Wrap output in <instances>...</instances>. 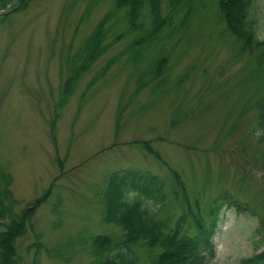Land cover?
<instances>
[{
	"label": "rangeland",
	"instance_id": "1",
	"mask_svg": "<svg viewBox=\"0 0 264 264\" xmlns=\"http://www.w3.org/2000/svg\"><path fill=\"white\" fill-rule=\"evenodd\" d=\"M161 6L167 12L168 0ZM181 12L142 44L147 6L135 31L114 0H32L0 17V165L19 208L47 194L15 241L19 264H95L96 235L122 238L103 220L109 177L122 169L164 180L157 218L169 226L187 207L209 220L221 193L240 202L244 211L224 203L218 212L207 264H242L264 249V139L254 135L264 47L242 49L219 22L217 0H196L182 25ZM253 12L256 21L258 0ZM101 21L107 44L81 70ZM130 248L135 264L160 251Z\"/></svg>",
	"mask_w": 264,
	"mask_h": 264
},
{
	"label": "trees",
	"instance_id": "2",
	"mask_svg": "<svg viewBox=\"0 0 264 264\" xmlns=\"http://www.w3.org/2000/svg\"><path fill=\"white\" fill-rule=\"evenodd\" d=\"M30 1L32 0H0V10L11 5L9 10L0 13V17L25 8ZM255 1L217 0L219 22L235 40L241 43V48L248 49L249 52L264 47V43L254 39L252 31L256 22L253 12ZM195 2L196 0H168L169 10L164 13L161 0H114L116 8L124 10L130 31L143 29L141 18L147 6L152 28L145 33L147 39L145 35L136 39L137 44L148 43L153 40V36L162 33L164 28H171L176 12L182 11L181 25L184 24L193 12ZM250 13L253 19L246 24L245 21ZM107 36L104 21H101L84 43L82 56L83 59L86 57L85 64L80 66L81 70L85 69L89 62L102 52L104 44H107L104 43ZM160 62H166V58H161ZM79 73L80 70H74L72 79H76ZM68 86V83L64 86L65 97L70 92L66 89ZM257 127L264 128V108H259ZM141 145L153 152L149 142L141 141ZM172 173L177 179L176 172ZM12 183V174L0 165V264H19L15 241L26 232L37 208L47 197L45 194L19 208V201L14 197L11 189ZM124 185L139 188L148 196L156 197L161 202L166 196L165 182L157 174L137 169H122L113 172L103 196V220L120 227L122 238L116 240L108 234L96 235L93 238L92 249L95 264H135L136 256L130 245L138 242H142L149 249L160 248V251L151 257L147 264H207L215 254L213 235L217 214L222 205L225 203L226 207L232 206L238 211L245 210L238 200L233 199L227 193H221L208 210L209 220H205L199 214H194L195 212L187 207L169 226L166 221L157 218V214L148 216L138 213L136 209L121 211L117 201L121 187ZM120 247L128 249L127 256L113 254L114 250ZM242 264H264V249L243 259Z\"/></svg>",
	"mask_w": 264,
	"mask_h": 264
},
{
	"label": "clouds",
	"instance_id": "3",
	"mask_svg": "<svg viewBox=\"0 0 264 264\" xmlns=\"http://www.w3.org/2000/svg\"><path fill=\"white\" fill-rule=\"evenodd\" d=\"M260 15L256 19L255 25L252 28L254 39L257 42L264 43V0H258ZM253 16L250 13L247 20L245 21L248 24L252 21ZM257 139L264 138V128L257 127L255 133ZM117 203L121 207V211L126 212L130 209H136L140 214H147L148 216L156 215L161 207L162 202L153 196H148L139 188L131 187L130 185H124L121 187L120 196ZM113 254H120L123 256L128 255V249L120 247L114 250ZM42 257L45 255L41 254Z\"/></svg>",
	"mask_w": 264,
	"mask_h": 264
}]
</instances>
